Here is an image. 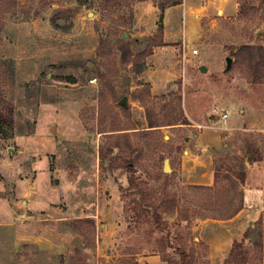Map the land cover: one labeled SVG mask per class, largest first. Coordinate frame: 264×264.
Here are the masks:
<instances>
[{"label":"rangeland","instance_id":"rangeland-1","mask_svg":"<svg viewBox=\"0 0 264 264\" xmlns=\"http://www.w3.org/2000/svg\"><path fill=\"white\" fill-rule=\"evenodd\" d=\"M163 1L0 0V264H264V214L217 263L203 230L264 167V0Z\"/></svg>","mask_w":264,"mask_h":264},{"label":"crops","instance_id":"crops-1","mask_svg":"<svg viewBox=\"0 0 264 264\" xmlns=\"http://www.w3.org/2000/svg\"><path fill=\"white\" fill-rule=\"evenodd\" d=\"M261 168L253 164L246 169L244 207L232 218L212 219L213 222L204 226V234L212 248V262L217 263L222 252L229 250L234 240L241 241L248 227L254 226L264 214V167ZM214 173L209 156L192 157L188 154L184 158L182 176L188 184L213 186ZM157 264H165V261L159 260Z\"/></svg>","mask_w":264,"mask_h":264},{"label":"trees","instance_id":"trees-1","mask_svg":"<svg viewBox=\"0 0 264 264\" xmlns=\"http://www.w3.org/2000/svg\"><path fill=\"white\" fill-rule=\"evenodd\" d=\"M181 2H182V0H165V1L162 2V7H165V4H167V3H170L172 5H177V4L181 3ZM248 49H254V48L253 47H250ZM258 49H259V52H260V56H259V60L257 62V65L260 66V67H263L264 66V52H263V49L261 47L258 48ZM126 50H128V49L123 47V58L124 59H127L128 58L127 57ZM12 122H13V116H12V111L10 110V107H9V114L6 115V114H3V113H0V130L1 131H4V125H5V123H8L9 124V123H12ZM174 123H178V122H174ZM170 124H173V123H170ZM160 125L161 124H157L156 122L151 121L150 124L147 127L152 128V127H158ZM143 131H150V130H143ZM144 133H148V132H144ZM259 159H261V157L260 158L253 157L252 158V161L259 160ZM216 174H217V172H216ZM245 176H246V172H245L244 169H242L240 171L239 175H237V177H238L239 180L238 179H235V180L244 183ZM217 182H218V178H217V176H215V183H217ZM214 185L213 186H209V185L188 184L187 186L190 187V188H193V189H208V190H212L214 188ZM241 196H242V203L233 212H231L227 216H225V217L207 216L206 218H208V217H212V218H223V219L232 218L233 216H235L244 207V191L243 190H242ZM259 221H260V219L257 222H259ZM257 222H255L254 225ZM255 228H256L255 226H252L251 225L249 227V229L246 231V233L244 235V238L245 237L247 238V236L250 234L249 232L255 230ZM242 242L243 241H236L234 243V247L231 250V252H233L235 250V247H237V246L239 247L242 244ZM260 245H262V244L260 243Z\"/></svg>","mask_w":264,"mask_h":264},{"label":"water","instance_id":"water-1","mask_svg":"<svg viewBox=\"0 0 264 264\" xmlns=\"http://www.w3.org/2000/svg\"><path fill=\"white\" fill-rule=\"evenodd\" d=\"M232 61V58L231 57H227V62H228V65L231 63ZM207 67L206 66H202V70H206ZM127 100V97H123L121 102L122 103H125ZM164 172H170L172 170V167H171V164H170V158H166L165 161H164Z\"/></svg>","mask_w":264,"mask_h":264},{"label":"built area","instance_id":"built-area-1","mask_svg":"<svg viewBox=\"0 0 264 264\" xmlns=\"http://www.w3.org/2000/svg\"><path fill=\"white\" fill-rule=\"evenodd\" d=\"M194 52H197V50L195 49ZM227 117H228V113H224V114L222 115V118H223V119H226Z\"/></svg>","mask_w":264,"mask_h":264}]
</instances>
